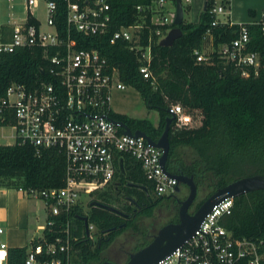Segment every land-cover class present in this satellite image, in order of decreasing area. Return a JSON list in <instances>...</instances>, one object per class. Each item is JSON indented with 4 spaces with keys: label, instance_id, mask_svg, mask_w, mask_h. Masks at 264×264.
<instances>
[{
    "label": "trees",
    "instance_id": "1",
    "mask_svg": "<svg viewBox=\"0 0 264 264\" xmlns=\"http://www.w3.org/2000/svg\"><path fill=\"white\" fill-rule=\"evenodd\" d=\"M148 1L108 0L110 21L105 33L82 35L71 30L70 37L76 42V48H95L110 66L116 68L119 81L134 89L147 108L156 111L157 121L152 124L148 119L133 118L110 109L109 117L122 122L130 131H142L156 141L164 128L165 118L170 116L168 107L180 105L187 121L180 127H175L172 119L169 123L164 169L169 174H182L192 179L196 195L189 213H193L204 199L230 182L254 175L264 177V33L256 23L211 26L214 16L209 12L208 0H204L205 7L196 22L170 23L168 28L176 26L180 31L171 45L150 42L148 68L151 76L142 78L138 71L140 63L126 41L117 39L110 43L109 38L120 26L140 21L135 6L145 5ZM55 2L56 28L59 35H64V4L62 0ZM25 20L26 24H38L28 11ZM239 25L247 28L246 51L258 55L256 73L250 66L225 61L216 53L219 45L229 43L237 35ZM206 30H209L208 34H205ZM142 31L139 43L144 45L147 29ZM11 32V25L0 24L1 41H8ZM207 41L211 52L202 53ZM194 51L201 53L203 59L197 60ZM48 67L49 61L39 45L0 52V98L11 83L32 88L40 80L55 82ZM243 70L246 75L242 74ZM13 121L12 114H2L0 126H9ZM115 162L109 185L94 192V198L87 202L84 211L78 204L72 207L69 215L73 224L71 234L76 237L71 242L72 264L104 261L119 264L118 259H124L120 263L124 264L128 253L147 244L154 233H150L149 225L139 223L141 218L152 217L154 210H165L166 220L156 229L178 220L177 209L185 197V185L181 184L178 192L156 195L139 162L126 154L118 155ZM63 185L64 156L58 150L36 151L28 144L16 141L0 144V186L27 190ZM119 198L126 203L120 205ZM92 200L99 205L90 204ZM101 205L114 207L126 217ZM82 217L86 218V224L93 225L91 238L85 235ZM219 223L232 239L256 242L261 255L259 264H264L263 189L233 197L230 213L221 217ZM42 232L47 235L46 230ZM122 233L125 235L117 243L116 238ZM35 240L31 239L27 246L9 247L8 263L19 264ZM111 244L116 245L109 249Z\"/></svg>",
    "mask_w": 264,
    "mask_h": 264
},
{
    "label": "built area",
    "instance_id": "2",
    "mask_svg": "<svg viewBox=\"0 0 264 264\" xmlns=\"http://www.w3.org/2000/svg\"><path fill=\"white\" fill-rule=\"evenodd\" d=\"M38 1L44 5V26L26 24V20L13 26L8 41L0 40V52L39 45L49 61L48 73L55 82L40 80L36 86L26 88L23 84L11 83L0 98V118L12 114L14 141L28 144L36 151L56 149L64 156V185L59 188L21 189L27 196L40 200L44 207V221L38 226L40 236L28 246L19 264H72L70 218L72 207L80 204V193L87 196L101 191L112 179L118 155L126 154L139 162L144 177L152 182L156 195L174 192L176 180L167 176L159 164L161 150L146 143L142 137L127 135L110 121V99L115 91H123V85L114 66L95 48H76L70 37L74 30L82 35H101L108 30L110 15L108 0H62L64 4L65 34L59 35L56 28L55 0H25V10ZM181 9L188 0H179ZM140 21L120 26L112 32L109 42L126 41L138 62L142 78L151 76L148 64L151 58L150 42H159L170 29L175 13V0H149L145 5H136ZM183 11V10H182ZM214 16L211 26L218 23L231 24L217 15L228 14L222 5L212 7ZM183 13V12H182ZM31 14V13H30ZM264 33V10L258 20ZM147 29L146 44L142 45L143 29ZM206 30L205 34H208ZM247 28L239 25L237 35L227 44L217 47L216 53L225 61L250 66L253 73L259 64L255 52L246 51ZM197 60L201 53L194 51ZM243 75L246 73L242 72ZM5 110V112H4ZM175 127L184 125L187 116L178 104L167 109ZM233 197L216 202L203 216L191 236L180 246L155 264H259L261 255L258 244L241 238L232 239L230 233L219 223L220 218L231 211ZM46 230L47 235L42 232ZM85 235L92 237L93 225L86 224ZM3 229L0 226V235ZM0 239V264H9L7 249Z\"/></svg>",
    "mask_w": 264,
    "mask_h": 264
},
{
    "label": "water",
    "instance_id": "3",
    "mask_svg": "<svg viewBox=\"0 0 264 264\" xmlns=\"http://www.w3.org/2000/svg\"><path fill=\"white\" fill-rule=\"evenodd\" d=\"M205 2L202 8L204 9ZM182 9L179 0H175V13L172 23L177 25L182 21ZM180 35L179 28L174 26L170 28L165 36L161 38L158 42L161 46H169L172 44L173 40ZM172 119V116L165 118L164 128L156 141L151 140L142 131L134 130L130 131L127 126L122 122L110 119L112 123L119 126L122 132L127 135L142 137L147 144L157 147L161 150L159 157V164L162 171L169 177L176 180L174 186V192L179 191V185H185L187 188V193L185 197L179 202L177 209L178 220L175 223H167L162 225L155 234L152 235L151 239L147 244L141 248L130 252L127 255V259L124 264H155L158 260L164 258L175 248L180 246L186 239H188L195 228L198 226L199 222L203 216L210 210V208L219 200L226 197H235L239 194L263 189L264 190V177L254 175L249 177H243L235 181L230 182L222 188L217 189L214 193L209 195L204 199L197 209L189 214L188 208L193 202L196 195V187L190 177L184 176L182 174H169L164 169V162L168 150V126ZM92 205H99L98 202L92 200ZM103 206V205H101ZM108 210L120 214V212L111 206H103ZM84 222V229H86V218L82 217ZM100 264H112L111 262L104 261Z\"/></svg>",
    "mask_w": 264,
    "mask_h": 264
},
{
    "label": "rangeland",
    "instance_id": "4",
    "mask_svg": "<svg viewBox=\"0 0 264 264\" xmlns=\"http://www.w3.org/2000/svg\"><path fill=\"white\" fill-rule=\"evenodd\" d=\"M204 0H188L187 7L184 8L182 14V20L196 22L199 12L202 9ZM24 2L25 0H0V23H4L7 20H13L16 23H21L24 20L26 10L24 11ZM209 2V10L212 7H216L218 5L224 6V0H208ZM31 15L40 22L41 27L44 29V5L42 1H38L37 4L30 8ZM220 19L222 14L217 15ZM222 20V19H220ZM211 47L209 45V41L203 44L202 53L211 52ZM217 49V48H216ZM215 49V50H216ZM214 50V51H215ZM110 108L111 110L123 113L133 118H145L148 119L152 124H155L157 121V113L153 109L147 108L141 99L139 98L137 92L131 87H126L123 91H115L110 99ZM12 129L8 126H0V144L12 142V138L10 134ZM96 192V191H94ZM92 193V192H91ZM89 194V196L80 193L81 202L85 203L89 197L94 198V193ZM187 189L184 188V194L186 195ZM120 205L125 204L124 200L118 199ZM30 216L28 220V225L26 229L22 231H14L12 234L16 237V239H20V244L22 246H27L30 239H34L40 236L41 231L36 229V225L43 224V213L40 212L42 207V202L38 199H31L30 204ZM86 206L82 205V210L84 211ZM166 220V211L165 210H154L152 217H143L140 219L139 223L144 225H149L150 233L154 231L153 234L158 230L157 227L159 224H162ZM3 229V233H1V239L6 240V236L8 230L6 227L1 226ZM160 228V227H159ZM94 232V230H93ZM93 235V233H92ZM125 233L117 236L116 241L122 239ZM16 242H9V244H14ZM116 244H111L109 249H112ZM124 259H119V264Z\"/></svg>",
    "mask_w": 264,
    "mask_h": 264
},
{
    "label": "crops",
    "instance_id": "5",
    "mask_svg": "<svg viewBox=\"0 0 264 264\" xmlns=\"http://www.w3.org/2000/svg\"><path fill=\"white\" fill-rule=\"evenodd\" d=\"M224 5L227 8L228 14L220 17V19H227L230 23H252L258 20L261 11L264 10V0H224ZM204 3V1H203ZM25 11V6H24ZM251 11V12H248ZM25 18V17H24ZM219 19V18H218ZM9 24L13 28L16 22L13 20H7L4 23ZM113 111V110H112ZM115 112V111H113ZM118 113V112H117ZM123 114V113H122ZM12 142L2 143V145H9L14 142L12 132L10 134ZM31 199H35L27 196L21 189L13 187L0 186V226L6 227L8 230L6 240L0 239L5 242L8 247H20V239L12 234L14 231H22L27 228L28 220L30 216V204ZM83 211V210H82ZM40 212L43 214L44 220V207ZM41 224L36 225V229ZM31 240V239H30ZM29 240V241H30ZM9 242H16L9 244Z\"/></svg>",
    "mask_w": 264,
    "mask_h": 264
},
{
    "label": "flooded vegetation",
    "instance_id": "6",
    "mask_svg": "<svg viewBox=\"0 0 264 264\" xmlns=\"http://www.w3.org/2000/svg\"><path fill=\"white\" fill-rule=\"evenodd\" d=\"M179 187H180V185H179ZM126 200H127V199H126ZM190 207H191V206H189V208H188V213H189V211H190ZM189 214H191V213H189ZM120 215H121L122 217H124V218L126 217L125 214H120ZM119 241H120V240H118L117 243H119ZM108 260H109V259H108ZM125 260H126V259H125ZM117 263H119V259L117 260Z\"/></svg>",
    "mask_w": 264,
    "mask_h": 264
}]
</instances>
